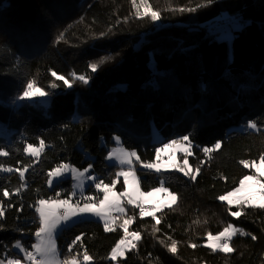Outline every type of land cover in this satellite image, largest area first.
Instances as JSON below:
<instances>
[{"label":"trees","instance_id":"obj_1","mask_svg":"<svg viewBox=\"0 0 264 264\" xmlns=\"http://www.w3.org/2000/svg\"><path fill=\"white\" fill-rule=\"evenodd\" d=\"M28 82L50 93L47 105L19 99ZM116 134L137 151L142 190L162 184L177 201L144 217L128 205L110 232L93 219L64 226L56 238L60 264L85 254L90 264H264V209L219 199L264 157V0H0V150L9 153L0 157V260H22L17 241L32 249L40 199L83 204L100 180L124 189L119 167L106 161ZM185 135L195 180L178 169L138 167ZM41 140L39 158L24 152ZM61 164H92L97 178L84 196H72L70 178L48 186V171ZM126 219L128 232L141 237L135 247L121 227ZM231 224L234 251L208 248V235ZM121 239L124 253L112 260Z\"/></svg>","mask_w":264,"mask_h":264},{"label":"snow or ice","instance_id":"obj_2","mask_svg":"<svg viewBox=\"0 0 264 264\" xmlns=\"http://www.w3.org/2000/svg\"><path fill=\"white\" fill-rule=\"evenodd\" d=\"M211 3V0H209ZM148 14V10L145 9V15ZM151 19L153 22H157L160 19V16L157 12L152 11L150 13ZM107 59H110L108 57ZM103 63V60L101 61ZM92 70L95 71L97 66L96 64L91 65ZM57 80L63 81V84L71 87L69 81L65 79L63 76H58L55 72L52 73ZM80 81H83L85 84L88 83V80L85 79L83 75L78 78ZM53 88L56 87L55 84L52 85ZM50 95V93L41 90L40 87H35L32 82H28L26 89L23 91L22 95L19 97L20 100H32L33 98H44ZM249 128H256L255 123H249ZM189 141V137L187 135L183 136L182 140L173 139L169 143H164L163 147H157L155 149L156 160L159 161L161 152H164L168 149L178 148L183 142ZM215 149H220L221 144L217 142L215 144ZM44 150V141H40V147H33L31 143H29L25 148L24 152L29 153L32 156H37ZM184 151L187 155H191L192 153L188 151L187 148H184ZM213 149L209 147L203 148V152L208 154L212 152ZM8 151L0 150V157L8 156ZM136 152H127L121 153L117 156L120 165L130 164L131 157L136 156ZM264 160V157H262ZM250 165L247 162H244V167L247 168ZM255 167V165H253ZM92 164H89L87 168H85L81 172H77L76 168H69L67 164H61L59 167L53 168L48 171V186L51 188L54 186V183L59 182L61 178L64 177V174L67 172L72 173V177L75 180L79 181V184L75 187L80 188V195L84 196V180L85 173L89 172L92 168ZM188 167L187 156L184 159V167L179 168L178 170L183 173L184 176H189L192 180L196 179L195 174H190V171H185V168ZM144 169L154 170L156 173H160L162 171V166L159 163H146L143 164ZM5 172H12L13 169L11 167L3 169ZM199 171V170H197ZM256 172L258 175H245L240 181L239 186L236 187L233 191H229L227 195H222L219 197L221 201H228L231 205L233 203L237 205H247L249 207H258L260 209H264V183L260 182L258 176L264 177V165L260 167H256ZM119 176L123 177V183L125 190L122 193H117L113 190L117 181L113 180L111 184L105 183L103 180H100L98 183L94 184L95 192L91 195H87L85 197V201L83 204L77 202L73 204L71 202V197L66 199H54V200H46L40 199L38 201V206L35 207V212L39 214V228L35 232V237L37 242L32 245V249L34 251H26L24 253L26 259L31 262V264H59L57 259V245L55 243V235L59 231V228L66 223H69L76 217L83 216H93L102 220L104 222V230L106 232L113 231L112 225L115 223V217L112 216L113 212L124 213L125 208L122 206V198H126L128 205H133L136 208H139V215L141 217L144 216H152L153 212L160 208L159 204H156L152 210L148 211L144 207V201L153 197L156 193L164 192L167 193L171 204H175L177 201V196L169 192V190L165 187H158L154 191H150L144 193L140 190L138 186V177L132 171H122L118 173ZM20 178L24 179V171L20 172ZM88 180H94L96 177L89 175L87 177ZM102 193V198H100L99 194ZM239 194V195H238ZM61 192H56V196H61ZM76 193L73 192L72 196H75ZM4 196H9V192L5 191ZM233 198H235L233 200ZM232 215L234 217H239L241 215L240 212H233ZM131 223V219H126L123 222L125 237H131L128 240V243L132 244V241L140 240V235L137 232H128V225ZM159 223V221H157ZM237 229L233 228L231 225L228 228H225L223 231H220L218 235L209 234L207 240L209 243L207 247L212 249L213 251H220L222 253H231L234 251L232 247L229 245V241L232 237L237 233ZM241 235L244 233L241 232ZM252 239L255 240L256 237L252 236ZM81 237L77 236L75 240L69 245V251L71 252L73 245L76 244L77 241H80ZM124 244L125 239H121L114 248L111 250V259L116 260L118 256H122L124 253ZM195 247V245H192ZM132 247H135V244H132ZM171 252L176 251V243L173 241L170 249ZM91 258L89 255L85 254L83 256V260L88 262ZM7 264H20V259H9ZM64 264H77L76 259H72L71 261H66Z\"/></svg>","mask_w":264,"mask_h":264},{"label":"rangeland","instance_id":"obj_3","mask_svg":"<svg viewBox=\"0 0 264 264\" xmlns=\"http://www.w3.org/2000/svg\"><path fill=\"white\" fill-rule=\"evenodd\" d=\"M228 95H229V97L234 101L235 96H233L230 92H228ZM37 100H39L41 104L47 105V104L49 103V95L46 96V97H44V98H37ZM158 138L160 139L161 137H158ZM167 143H169V142H167ZM33 147H37V148H39L40 145H38V146H37V145H36V146L33 145ZM160 147H163V145L160 146ZM184 148H187L188 151L192 153L190 143H189L188 141H185V142H183V144H182L180 147H178V148L168 149V150H166V151H164V152H161L159 161L156 160V156H155V159H154L152 162H149V163H159V164L162 166V171H169V170L179 169V168H181V167H184V159H185V157L187 156V160H188V156H189V155H187V153L184 151ZM127 152H136V154H137V151H136L135 149H127V148H125V147L122 145V138H121L120 135H117V134L114 135V137H113V144H112V145L109 147V149H108V153H107V156H106V161H107L108 164H116V165L119 167L118 170H117V176H119L118 173H120V172H122V171H128V170H132V171L136 174L135 167H136V165H137V161H138V159H139V158H138V155H136V156L130 158V160H131L130 164H126V165H120V164H119V160L117 159V156L120 155L121 153H127ZM27 154L30 155V156H32V155L29 154V153H27ZM40 154H41V153H39V155H37V156H32V157H34V158H39ZM181 154H182V155H186V156L183 157V158H181V157H179ZM143 164H146V163H139V164H138V167H142V168H143ZM67 165L69 166L70 169H71V168H76V169H77V172H81V171H83L85 168L88 167V166H87V167H84V168H79V167H76V166L71 165V164H67ZM253 165H255V167H254ZM262 165H264V160H262V159H260V160L257 161V162H253L252 165H251V167H252L253 170H254V174H252V175H258L257 172H256V167H260V166H262ZM185 171H190V172H191V167H190L189 160H188V167L185 168ZM89 175H91V176L97 178L96 174L92 172V169H90L89 172L85 173V177L83 178V180H84V189H83V192L87 189V187L89 186V184L94 183V182L96 181V179H94V180H88L87 177H88ZM136 175H137V174H136ZM119 177L122 178V180H123V177H122V176H119ZM137 177H138V176H137ZM63 178H70V179H71V182H72V193L75 192L76 194L80 195V191H81L80 188L75 187L76 185L79 184V181L73 179V177H72V173H71L70 171L67 172V173H65ZM63 178H61V179H63ZM258 179L260 180V182L264 183V177L258 176ZM138 186L140 187V190H141L142 192H144V193H147V192H150V191H154V190H155L156 188H158V187H165L164 185L161 184V185H159V186H157V187H155V188H153V189H151V190H149V191H143L142 188H141V186H140V184H139V179H138ZM165 188H167V187H165ZM167 189H168V188H167ZM113 190H114L115 192H117V193H122V192H124L125 187H124V189H123L121 192H118V191H117L116 189H114V188H113ZM168 190H169V189H168ZM232 191H233V190H232ZM169 192L172 193V194H175V193L171 192L170 190H169ZM175 195H176V194H175ZM224 195H227V193L224 194ZM238 195H239V194H238ZM234 199H235V198H233V200H234ZM71 202H72L73 204H75L73 201H71ZM223 202L228 203V201H223ZM156 204H159V205H160V208H159L158 210L154 211L153 214L156 213V212H158V211H160V210H162V209H164L165 207H169V206L173 205V204H171V202H170V198H169L168 194H167V193H164V192L156 193L153 197H149V198H147V199L144 201V206H147V205H151V206H152V208L149 209L148 211L152 210L153 207H154ZM228 204H229V203H228ZM234 204H235V203H233V204H231V205H234ZM37 206H38V205H37ZM122 206L125 208V211H126L127 206H128L126 198H122ZM132 206H133V205H132ZM119 214H121V213L113 212V213H112V216L115 217V216H117V215H119ZM38 215H39V214H38ZM89 219L102 221V220H99L98 218L93 217V216L76 217V218H73V220H72L71 222L66 223V224H63V225L59 228V231H60L61 228H63L64 226H67V225L73 223V222L76 221V220H89ZM102 222H103V221H102ZM103 223H104V222H103ZM229 226H230V225H229ZM229 226H228V227H229ZM231 226H232L233 228L237 229L236 226H234L233 224H231ZM228 227H227V228H228ZM59 231H58V232H59ZM58 232H57L56 235H55V243H56V245H57L56 238H57V234H58ZM129 238H130V237H127L126 240H129ZM36 242H37V240H36V237H35V242H34V243H36ZM208 243H209V241L207 240L206 244H208ZM13 249H14L16 252L20 253L21 256H22V260H20V264H31V262L28 261V260L26 259L24 253H25L26 251H34V249H30V250H29V249H26V248L22 245V243H21L20 241H17V242L14 243V245H13ZM9 259H16V258H4V259L0 260V264H7V261H8ZM57 259H58L59 264H60L61 259H60V257H59L58 247H57ZM70 261H71V260H70ZM76 261H77V264H90V263L92 262V259H90L88 262H85L84 260H77V259H76ZM114 264H120V263H118V262H114Z\"/></svg>","mask_w":264,"mask_h":264},{"label":"built area","instance_id":"obj_4","mask_svg":"<svg viewBox=\"0 0 264 264\" xmlns=\"http://www.w3.org/2000/svg\"><path fill=\"white\" fill-rule=\"evenodd\" d=\"M146 210L151 208V205L144 206Z\"/></svg>","mask_w":264,"mask_h":264},{"label":"crops","instance_id":"obj_5","mask_svg":"<svg viewBox=\"0 0 264 264\" xmlns=\"http://www.w3.org/2000/svg\"><path fill=\"white\" fill-rule=\"evenodd\" d=\"M234 205H236V204H234Z\"/></svg>","mask_w":264,"mask_h":264}]
</instances>
